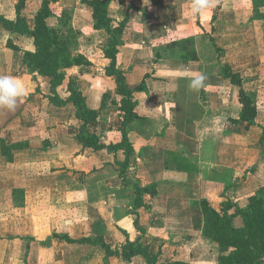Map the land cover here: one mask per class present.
Here are the masks:
<instances>
[{"label": "crops", "instance_id": "0c3cea01", "mask_svg": "<svg viewBox=\"0 0 264 264\" xmlns=\"http://www.w3.org/2000/svg\"><path fill=\"white\" fill-rule=\"evenodd\" d=\"M42 1L28 11L27 0L21 12L31 26ZM147 1L146 7L123 2L120 17L115 16L119 23L129 15L119 54L128 84L135 86L151 75L148 93L136 95L140 119L126 128L134 147L129 177L151 188L138 216L132 213V193L114 174L120 168L117 162L125 160L124 152L115 156L78 140L84 123L76 107L54 106L50 80L35 76L23 64L24 51L32 48L30 38L12 34L0 23V76L15 79L24 90L15 111L0 108V264H147L141 255L128 257L129 245L139 235L142 245L162 262L218 264V245L203 236L200 202L206 200L219 211L230 199L245 208L264 186V102L259 91L252 87L250 92L244 74L231 65L258 109L254 125L233 123L242 113L239 88L210 70L218 59L212 50L206 57L202 48L210 43L213 47L211 38L216 40L207 20L194 25L187 19V24L181 8L185 11L191 0ZM19 2L0 0V16L15 20ZM59 4L74 8V27L84 35L77 53L91 62L67 72L76 71L80 81L88 83L82 92L96 103L97 83L84 74L115 83L104 55L111 39L93 30L78 9L81 0ZM188 39L195 40L198 60L156 59V49ZM10 40L20 51L8 47ZM201 73L206 86L193 90L190 82ZM113 96L112 88L107 89L98 121L86 128L102 145L121 140L119 112L109 105ZM183 103H197L206 112L194 128L198 152L193 154L185 152L177 125V108ZM170 154L197 160L199 173L179 171Z\"/></svg>", "mask_w": 264, "mask_h": 264}, {"label": "trees", "instance_id": "16d2710c", "mask_svg": "<svg viewBox=\"0 0 264 264\" xmlns=\"http://www.w3.org/2000/svg\"><path fill=\"white\" fill-rule=\"evenodd\" d=\"M124 0H81L83 15L87 16L93 24V30L104 31L111 39L104 50V55L110 64L107 68L108 76L115 79V83H108L94 74L85 75L98 86L94 87L98 102L85 96L77 85L70 80L67 71L73 67L90 66L91 62L81 53H75L79 47V38L83 34L72 23L74 10L59 9V0H43L39 10L33 14L34 25L31 26L28 19L21 12L26 0H20L17 6L18 16L15 20L0 16V23L4 29L12 34L30 38L32 48L24 51L23 64L35 76L45 77L50 80V102L56 107H66L73 104L77 109V117L83 121V126L78 134V140L85 146L96 151H107L115 156L119 151L125 155L124 162H117L119 170L114 172L126 185L134 197L135 206L133 214L145 206L144 197L150 194L151 188L142 187L138 182L129 177L131 159L134 147L127 134V126L140 119L136 109L138 102L136 95L148 93L146 80L151 77L147 74L142 82L135 86L128 84L125 72L119 67L120 49L124 45L123 35L129 21V15L119 23L111 15V8L115 3ZM55 20V25H51ZM215 52L221 49L216 44L215 38H211ZM8 47L14 50L20 48L12 40ZM156 59H180L183 61L198 60L195 48V40L188 39L174 42L170 45L156 49ZM218 54V63H221V75L233 86L239 88V101L242 105L240 120H232L233 123H249L254 125L258 114L256 101L252 95L243 88V81L238 73H235L230 64H222ZM114 91L110 100V106L116 107L122 122V128L118 131L121 140L118 144H100L97 135L89 136L86 128L90 123L98 121L100 110L104 109V101L107 97V89ZM93 102V103H92ZM98 105L97 108L93 107ZM178 130L182 134L183 146L186 153H197L198 142L196 140L195 125L205 116V110L197 103L180 104L178 106ZM262 143L264 144V128ZM179 171L198 174L199 167L191 158H185L179 154H170ZM157 187V185H153ZM204 217L203 236L218 245V264H264V186L249 198L245 208L228 199L221 209L215 210L208 201L200 202ZM238 222V224L236 223ZM138 219L135 226L138 228ZM138 230L142 232L139 228ZM143 235H139L134 243L129 245V255H141L147 264H187L182 261L162 262L160 255H151L148 248L141 243Z\"/></svg>", "mask_w": 264, "mask_h": 264}, {"label": "rangeland", "instance_id": "374dc122", "mask_svg": "<svg viewBox=\"0 0 264 264\" xmlns=\"http://www.w3.org/2000/svg\"><path fill=\"white\" fill-rule=\"evenodd\" d=\"M123 2L128 4L132 2L131 4L144 7L148 4L147 0H124ZM123 2L113 5L110 11L112 16L120 17L121 13L118 11V6H124L122 5ZM36 3H38V0H29L27 4L28 11L35 10ZM192 5L193 0H191L190 5L184 8L185 11L181 8L185 13L184 20L187 24L192 21L194 25L197 24V21L200 24L204 19L207 20L205 25L209 30L212 28L213 35H216V40L221 49L220 53H215L216 59H218L219 54L222 64H230L234 69L243 73L248 90L253 92V87L257 92L259 91V100L264 102V0H213V7L199 15L193 14ZM78 6V9L83 8L81 4ZM57 7L63 9L60 4ZM70 10H74V8H70ZM120 10L122 12V8ZM146 10L150 15V12H153L151 9ZM235 17H237L236 20H234ZM72 23H75L74 15ZM51 25H55V20L52 21ZM77 29L79 30V28ZM83 36L82 34L79 38L78 49ZM199 38L200 36L198 40H200ZM166 41H169V39H166ZM84 42L82 44L85 46ZM202 48L205 49L204 55L208 58L210 57L208 56L209 51H215L211 43L207 47L203 45ZM77 50L75 53H77ZM214 65L216 66H212L210 70L221 75V63ZM67 74L79 90L86 91L89 88L88 83L80 81L76 71H70ZM222 95L229 96L230 92H222ZM236 223L238 224V222Z\"/></svg>", "mask_w": 264, "mask_h": 264}, {"label": "clouds", "instance_id": "9594fccd", "mask_svg": "<svg viewBox=\"0 0 264 264\" xmlns=\"http://www.w3.org/2000/svg\"><path fill=\"white\" fill-rule=\"evenodd\" d=\"M211 7H213V0H193L192 12L199 15ZM206 79V75L201 73L192 79L190 87L193 90H199L206 86ZM23 95L24 90L15 79L8 76H0V108L15 111Z\"/></svg>", "mask_w": 264, "mask_h": 264}]
</instances>
